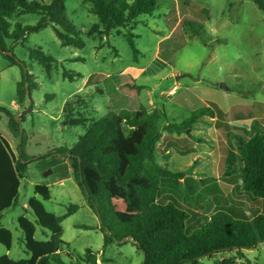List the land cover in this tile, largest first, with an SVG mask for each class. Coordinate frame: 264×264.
Returning <instances> with one entry per match:
<instances>
[{
  "label": "rangeland",
  "instance_id": "obj_1",
  "mask_svg": "<svg viewBox=\"0 0 264 264\" xmlns=\"http://www.w3.org/2000/svg\"><path fill=\"white\" fill-rule=\"evenodd\" d=\"M38 1L50 3L51 0ZM157 5L152 16H140L138 24L133 27L132 33L136 36L134 43L139 52L136 59L122 36L125 30L120 31L121 35L116 32L108 36L86 34L91 26L98 24V19L88 12L81 0H66L65 8L67 18L80 32L84 42L82 49L61 47L50 26L28 35L23 44L6 42L9 54L33 76L36 88L30 98H26L21 105L16 104V85L20 81L21 70L18 66H9L0 54V108L6 109L15 121H22L24 153L34 161L27 164L22 175L17 202L0 214V227L12 234L10 250L0 245V257L6 255L15 261L29 258L24 252L17 220L25 217L34 223L35 217L28 202L36 198L42 202L46 212L56 217L65 215L69 206H78L60 225L65 242L63 251L71 256L70 260L63 258L65 263L83 258L87 249L96 255L97 264L143 262V253L129 239L124 241L125 244L103 248L99 220L74 178L69 159L61 157V163L52 168H46L44 161H35L59 148H71L84 133L85 127L62 125L63 106L75 95L82 96L86 101V105L78 106L77 112L87 120H95L106 114L108 94L96 93L97 85L88 86L86 82L90 77L92 81L93 76H130L131 81L123 82L146 90L155 108L164 110L169 123H181L193 111L212 104L221 111L233 105L231 115H238L242 119L235 126L249 129L253 120L248 119L252 117L258 119L259 124L262 123L259 119L264 116V12L252 0H157ZM38 20V16L25 15L13 18L9 23L12 29L16 23L33 26ZM183 21L191 22L192 30L188 26H181ZM198 25L201 27L198 28ZM193 30L196 34H192ZM36 48L54 60L49 76L30 57L29 50ZM63 71L81 78L73 82L64 80ZM175 73L176 76L172 77ZM180 75L185 77L175 80ZM221 85L226 90L220 88ZM174 86L177 88L174 95H168ZM113 92H124L136 98L135 91H128L125 86ZM229 113L228 110L227 117ZM227 117L224 114V122ZM8 123L7 115L0 113V136L18 159L20 136L11 132ZM164 125L162 121L160 128ZM130 132L121 126L119 148H125L131 140L139 139L137 134ZM191 135L195 140H188L190 143L187 146L191 144L194 152L188 155H181L168 146L166 133H163L165 139L159 141L156 150L158 164L166 166L171 172L185 174L186 179L177 186H165L163 194L172 195L187 209L198 213L196 221L190 223V231L213 213L215 198L246 214L257 210L245 200L235 198L231 186L221 179L219 141L221 137L224 141L223 132L219 129L214 131L212 123L200 121L193 127ZM172 136L179 139L184 137ZM86 176L93 189L96 174L86 171ZM36 186L49 189L48 201H42L35 194ZM108 186L114 192L118 216L122 220L128 219L136 207V201L128 203L133 196L132 187L127 186L131 193L126 199L118 192L114 182ZM36 229L35 239L42 240L39 227ZM239 253L220 252L211 258L200 259L197 264H215L225 258L235 259V264H246V261L264 264V244L242 250L241 256Z\"/></svg>",
  "mask_w": 264,
  "mask_h": 264
},
{
  "label": "trees",
  "instance_id": "obj_2",
  "mask_svg": "<svg viewBox=\"0 0 264 264\" xmlns=\"http://www.w3.org/2000/svg\"><path fill=\"white\" fill-rule=\"evenodd\" d=\"M66 0H51L50 3L38 0H0V54L9 66H18L21 70L20 81L16 85V104L21 105L30 98L36 88V82L25 66L20 65L9 50L6 42L12 45L23 44L27 36L50 26L60 42L61 47L82 49L84 42L80 32L67 18ZM87 10L98 19L87 31L88 36H108L112 32L122 34L132 50L134 59L139 52L134 43L136 36L133 27L138 24L140 16H152L158 8L157 0H81ZM264 12L262 0H252ZM204 12V11H202ZM25 15L39 17L33 26L16 23L11 29L9 20ZM192 30L191 22H182L181 26ZM200 28L201 26H197ZM186 31V30H185ZM192 34H196V32ZM30 57L38 63L49 76L54 60L44 54L40 48L30 49ZM62 78L73 82L81 76L63 71ZM87 80L88 86L97 85L95 92H107L106 114L95 120H87L77 112L80 104L86 105L85 99L75 95L67 101L62 109V125L64 127H85L84 133L71 148H59L35 161H44L45 167H56L61 157L70 160L74 178L93 213L100 223L104 245L125 244V238L132 241L143 253L141 264H197L205 257H213L217 253L251 250L264 244V131L258 121L254 120L248 130L231 126L224 122V113L216 106L210 105L193 111L181 123H169L163 109L148 112L136 99L141 87L123 82L130 80L128 75L93 76ZM101 82L104 86L101 87ZM129 85V86H127ZM125 86L128 91H135V99L126 93L114 90ZM9 118V128L13 134L20 136L19 156L15 158L8 143L0 136V214L13 207L18 199V188L27 164L33 162L24 153V131L21 120L15 121L4 108ZM203 118H216L217 129L223 132L224 141H219L221 179L231 186L235 198L245 201L262 202L263 210L246 214L235 210L226 201L215 198L213 213L202 223H197L192 231L190 223L195 222L198 213L187 209L172 195L163 194L167 185L177 186L185 180L182 172H171L166 166L157 163V144L165 139L181 155L194 152L187 146L188 140H195L193 127ZM221 118V119H220ZM165 125L160 128L161 122ZM121 126L130 133L139 136L131 140L125 148H119ZM172 135L184 137L174 138ZM200 141V140H199ZM184 144V145H182ZM185 146V147H184ZM187 146V147H186ZM86 171L96 174L93 179L94 188L88 184ZM114 182L118 192L126 199L131 193L127 186L132 187L133 196L128 203L136 201L132 215L122 220L117 214L114 204V192L109 183ZM42 201L50 199V191L45 186L34 189ZM28 207L35 217L34 223L25 217L17 220L22 233V244L28 259L15 261L4 255L0 264H67L64 257L71 256L63 251L65 242L62 240L61 223L73 214L78 206L71 205L65 215L56 217L44 209L41 201L32 198ZM40 229L42 240L35 239L36 227ZM0 245L10 250L12 234L0 227ZM69 264H97L96 255L89 249L84 257ZM215 264H235V259L225 258ZM246 264H252L246 261ZM257 264V263H253Z\"/></svg>",
  "mask_w": 264,
  "mask_h": 264
},
{
  "label": "crops",
  "instance_id": "obj_3",
  "mask_svg": "<svg viewBox=\"0 0 264 264\" xmlns=\"http://www.w3.org/2000/svg\"><path fill=\"white\" fill-rule=\"evenodd\" d=\"M157 56H158V54H157ZM173 76H176V73L175 74H173L172 75V77ZM176 80V79H175ZM173 88H176V86H174ZM177 89V88H176ZM176 89H175V91H176ZM171 90V89H170ZM169 90V91H170ZM168 91V92H169ZM175 93V92H174ZM174 93H173V95H174ZM138 99H139V103L148 111V112H152L154 109H156L155 108V106H154V104L151 102V100H150V98H149V96H148V93H147V91L146 90H144L143 88H141L140 89V91H139V93H138ZM15 105V104H14ZM233 108H234V106L233 105H231L230 107H228V108H226V109H223V113L225 114V117H227V112H228V110L230 111V116L229 117H227L226 118V122L228 123V124H230L231 126H235V123L237 122H239L240 120H242L241 119V117H239L238 115H231V113L233 112L232 110H233ZM244 108V107H243ZM247 108V107H246ZM248 120H258V119H254L253 117L252 118H250V119H248ZM260 121H262V123H260V125H261V129L264 131V116H262V117H260V119H259ZM200 121H202V122H204V123H212V125H213V128H214V131H216V129H217V127H216V118H214V119H209V118H203L202 120H200ZM199 121V122H200ZM252 121V122H253ZM235 127H238V126H235ZM250 127V126H249ZM238 128H243V127H238ZM244 129H246V130H248V128H244ZM220 135V134H219ZM221 137V136H220ZM221 141H223L222 140V137H221ZM194 154V153H193ZM247 203H248V205H252V206H255V207H257V210H255V211H253L252 213H254V212H259L260 210L262 211L263 210V205H262V202H260V201H258V200H248V201H246ZM259 210V211H258ZM251 213V214H252Z\"/></svg>",
  "mask_w": 264,
  "mask_h": 264
},
{
  "label": "water",
  "instance_id": "obj_4",
  "mask_svg": "<svg viewBox=\"0 0 264 264\" xmlns=\"http://www.w3.org/2000/svg\"><path fill=\"white\" fill-rule=\"evenodd\" d=\"M183 77H185V75H180V76L176 77L175 79L178 80V79L183 78ZM220 88L226 90V88H224L223 85H221ZM45 176H46V174H45ZM126 240H127V238H125L123 241H126Z\"/></svg>",
  "mask_w": 264,
  "mask_h": 264
},
{
  "label": "built area",
  "instance_id": "obj_5",
  "mask_svg": "<svg viewBox=\"0 0 264 264\" xmlns=\"http://www.w3.org/2000/svg\"><path fill=\"white\" fill-rule=\"evenodd\" d=\"M175 89H176V88H172V89L168 92V95H173V93L175 92Z\"/></svg>",
  "mask_w": 264,
  "mask_h": 264
}]
</instances>
